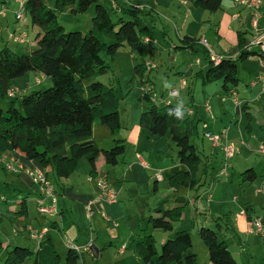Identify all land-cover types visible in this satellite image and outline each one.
Here are the masks:
<instances>
[{"label":"trees","instance_id":"obj_1","mask_svg":"<svg viewBox=\"0 0 264 264\" xmlns=\"http://www.w3.org/2000/svg\"><path fill=\"white\" fill-rule=\"evenodd\" d=\"M118 1L112 0L120 14L116 22L100 0L24 1L25 14L38 31L34 35V45L27 49L7 46L0 49V156L17 151L48 168L57 180L68 178L80 159L89 164L92 180L96 179L98 157L103 158L105 165L116 166L118 159L128 152L129 144L120 137L117 97L111 87L97 79L109 70L101 54L113 59L117 51L127 45L130 53L142 60L135 67L142 83L141 99L147 106L140 116V127L154 137L168 136L177 149V166L161 173L162 184L171 190L174 198L161 199L146 219V225L153 230L171 233L183 221V213L189 205L188 194L200 187L199 171L200 177L205 178L207 169L193 141L195 126L183 109L172 104L158 107L151 102L149 94L143 92L144 85L149 83L144 76L148 68V63L144 62L147 51L133 20L144 10L133 4L123 8ZM223 1L195 0L193 6L212 14L221 9ZM91 6L93 16L86 28L67 29L58 20L62 14L83 15ZM180 44L175 50L195 52L196 45H201L200 41L187 37L180 39ZM245 46L244 34L238 33V57L235 60L222 58L218 64L209 60L207 49L202 47L208 64L206 70L196 76L201 77L203 84L220 81L225 92L232 91L239 82L237 63L250 55ZM27 73L43 75L51 86L19 98H9L11 81ZM5 97L10 99L9 104L2 103ZM239 108L242 113L247 112L246 103ZM177 109L184 113L181 120L176 118L175 111L169 113ZM241 175L242 181L255 179L251 170ZM15 202L12 190L0 184V205H15L14 215L26 216L25 201L17 205ZM50 228L55 234L40 241L35 252L19 246L2 248L0 244V261L3 264L81 262V255L63 244L54 223ZM197 239L205 248V263L199 262L193 252V238L184 230L177 231L172 239L167 238L159 252L154 237L144 234L135 245V253L141 264H238L216 229L198 227Z\"/></svg>","mask_w":264,"mask_h":264},{"label":"crops","instance_id":"obj_2","mask_svg":"<svg viewBox=\"0 0 264 264\" xmlns=\"http://www.w3.org/2000/svg\"><path fill=\"white\" fill-rule=\"evenodd\" d=\"M168 1L169 0H147L143 5H134L143 8L144 12H153L158 17H160L161 13L166 14L169 10L176 11L175 7H177L178 13V9L180 7H183L181 9L183 10L184 14L180 17V20L177 21V23H180L179 31H177L175 27V35L178 41H180V39H182L183 37L194 39L195 35L192 36L190 32L192 31L194 25H199L203 27V24H212L213 28H215L214 32L216 37L208 36L209 40H211L212 42L211 48L209 47L208 41H206V39H200L198 41L205 40L207 43L208 50H210L215 56L218 57H225L231 60H235L238 57V52L236 50L238 33L244 34L246 43L247 40L250 39V34L248 35L249 38L247 36V29H250L249 26L253 17L252 13L247 10H244L241 6L235 5L233 0H224L222 2L221 9L216 13H212L211 15L207 14V11L192 6L195 0H182L185 2V4H180L178 2L175 5H173V2H170V4ZM166 2L168 4H166ZM4 3L5 5L0 6V27L2 28V34L0 36V49L4 46L15 49L17 48L18 44L12 43L10 41V37L14 35L21 36L23 38V42L24 40H27L28 36L31 37L35 35L38 30L35 26L31 25L29 18L25 13L21 21L18 22L15 20V14L18 10V4L14 5L16 4L15 0L14 3ZM111 5L112 9H115L113 2ZM178 5H180V7ZM258 14L260 16L258 24L260 28L264 29V4L261 6V9L259 10ZM172 17L174 18L175 16L172 15ZM27 19L30 25L27 24ZM165 21L166 20H164V26H162V29L160 30L162 34V39L166 38V31L169 28V26L167 27V25H165ZM150 29L154 30L156 29V26L155 28L151 27ZM154 33V36L156 37L155 30ZM220 36L222 37L220 38ZM222 39H226L228 43H223ZM155 40L157 39L155 38ZM141 41L143 42V45L145 47V45L150 42V39L146 35H141ZM32 45H34V40L32 44L29 43L28 47ZM169 48H173L175 50V48L177 47L171 45ZM212 48L215 50L216 53L211 50ZM152 51L153 50L149 52L151 56ZM189 52L195 54L196 51ZM204 53L206 61L204 62V64L200 63L201 67L198 72H204L207 68L208 58L205 50ZM149 61L150 59L144 60V62L148 63L150 66L146 68V71H148V75L146 74L148 81H150L151 78V73L149 71L152 67H155V64L152 63V61H150V64ZM155 71H157V69H155ZM38 75L39 76H37L36 73L27 74L28 82L25 83V87L23 89H19V87L12 86V90H16L17 92H15V97L19 98L22 95L32 93L36 90H40V88H43L46 83L49 84L48 80H46L43 75ZM259 77L264 76H257L256 79ZM195 78L197 80H193L194 84H192L191 88L188 87L185 77L183 78L181 76L178 81L171 85V88L164 89L165 94L167 91L166 95L168 96L166 98H168L169 100L172 98L178 100L180 95L179 92L183 90L186 91L187 103H185V108L182 109L187 117L195 116V113L191 110V106H194L197 92L199 91L203 94L204 89H207L209 84L215 83L213 85H218L217 82L203 84L201 81V77L195 75ZM256 79L254 78L253 82L249 84V89L250 91L258 90V93H260L259 96H261L264 94L261 85L253 84ZM198 83L200 84V87L197 86ZM147 85H149V83ZM154 88L155 87H152L151 90ZM171 89H178L177 97H172L168 94ZM19 90L21 92H19ZM162 96L163 92L161 91L160 97L162 98ZM189 98H192L191 102L189 101ZM150 99L151 102L157 106L156 99H153L152 96L150 97ZM169 100L166 101L165 105L172 104V102H170ZM233 102L235 103L234 97ZM205 105H207L208 107L207 102L203 105L204 108ZM146 109V105L138 108L136 117H133L130 123H126L123 126L120 122V137L129 144V150L124 156L118 159V163L114 167L105 165L103 158L101 156L98 157L95 162L96 179L94 180H91V178L89 177L90 166L85 159H80L78 161L74 171L70 174L68 178L57 180L51 175L50 170L48 168H43L36 162L26 159L23 154L17 151L2 154L0 156V171H2L0 173V180L2 179V182H0V184L7 185L12 190V195L15 196V194H19L22 197L19 200H17L16 198V205L19 204L21 200H24L27 207L26 216L19 217L17 215H14L15 205L10 207L0 205V244L2 248H11L14 246H19L28 248L31 251L35 252L38 247V242L30 238V233L40 232L41 230H47V234L44 237L45 239L48 235L55 234L51 232L52 230L50 228V224L54 223L57 227L58 233L62 239L63 244L65 242H70L72 245L80 249L79 254L82 257L80 264H105L104 260L107 255H114V259L123 262L125 261V264H129L126 259L131 258V262L137 264V261L139 262V258L135 253V245L141 240V238L139 239L136 236L132 238L131 235L127 237L124 236V234L122 233V230L125 227H123L121 223H124L126 220V213L124 212L121 203L123 197L126 195L127 199L130 195L136 197H144L143 204L146 206L148 212L153 211L161 199L170 198V200H172L174 198V194L171 192V190L166 189L165 186H163V188L160 187V184H162V182H159L155 179L156 175H161L164 168H166L165 166L167 164L166 161H163L164 153L160 142L164 140L166 143H168L170 138L168 136H164L162 138L151 136L146 130H143L140 127L139 119L142 112ZM240 114V108L237 107V115ZM189 120L194 125L192 118H190ZM196 120H200L199 112L196 115ZM194 126L196 129V125ZM219 126L220 128L217 131L213 130V133L211 134H217L222 130H226V138L220 145L221 149L218 148L219 151L213 150V152L211 153L212 159H207L203 161V165H205L207 169V175L205 178L200 177L199 171L198 175L200 180V187L188 194L189 205L183 213V221L180 225L177 226V230L186 231V227H184V225H186L187 221L190 220L192 229H194L197 224H214L215 228H213L217 230L218 235H222L223 233L226 234L227 232H229L236 236L241 230L247 234H253L250 233L252 223L255 221V218H259V216L261 215L264 216V212L263 214L258 213L259 215H254V209H252L251 207L244 206V209H242L238 218L236 217V219H234L235 216H233L232 212L234 210H237L238 206H243V204L240 203L241 205H239V202L235 204L233 200L227 201L225 197V187L224 185L220 186V184H223L221 182L222 178H225V180L229 181L230 178L234 177V175L226 173L224 176H220L221 167L218 169V171H216L215 175L212 174L214 173L213 160L215 158V155L218 154V152L222 157L223 145H237L236 148H238V150L240 151H243L246 148L249 153L252 152L251 149L254 148V130L250 126V124H247L246 127L248 126L247 132L249 133V135L248 138L246 137L242 139V134L240 133L241 130L240 128H238V125L236 128L237 133L232 132V135L230 134V136L229 133L231 128H228L222 124ZM216 127L217 125L213 126V128ZM123 128L125 129L124 132H122ZM195 136L197 137V134H195ZM260 147L261 146H259L258 148ZM258 148L254 150V153L258 152L256 151L258 150ZM240 155H242V153H240ZM262 157L264 158V156ZM248 162L249 161H247V163ZM142 164H144L146 167H144ZM162 165L164 166L161 167ZM234 166L238 168L240 167V164L237 163ZM231 169L233 170V166L231 167ZM31 170H41L48 177L51 189L53 191L54 196L56 197V203L53 209L54 212H51V214H43L39 213L38 211L41 208L49 210L53 208V206L51 204L50 197L47 196L45 192L40 191L38 187L32 185L31 180L27 175V172ZM247 170H251L255 175L254 181H247H249L250 184L252 182L257 181L258 176L255 173L254 169L250 167L246 169V171ZM100 178H104L114 191L116 195V203H105L101 201L93 203L91 205L92 216L88 218L86 205L89 201L93 200L100 193V190L95 184V181ZM164 190L166 191V193L163 192ZM240 190L242 189L240 188ZM161 191L164 194H162ZM29 194L34 196L36 194L41 195L42 199L41 197L37 199H35L34 197L29 198ZM234 200H236V198H234ZM231 206L233 207L230 208ZM246 211H249V214H245ZM144 212L142 216H145ZM47 215L48 217H46ZM208 219L212 221L209 222L207 221ZM126 223H128V221ZM112 224L116 228L114 229V232H109V227L112 228ZM262 224L264 227V223ZM104 227L106 228L105 231L107 232V236L104 234ZM155 231L157 232V230H153L150 234L153 235ZM165 234L161 236L162 239L160 245L168 238V236L165 237ZM222 240H224L227 244L225 238H223ZM88 244H90V247L94 248L97 251V257H94L90 250H84V247H86ZM126 244H128L129 251L132 252V256L130 255L124 258V255L128 254V252H126L128 247L126 246ZM227 247L230 250L228 244ZM121 249H123V251L120 252ZM204 256L206 259L205 252Z\"/></svg>","mask_w":264,"mask_h":264},{"label":"rangeland","instance_id":"obj_3","mask_svg":"<svg viewBox=\"0 0 264 264\" xmlns=\"http://www.w3.org/2000/svg\"><path fill=\"white\" fill-rule=\"evenodd\" d=\"M3 1L6 3L7 2L14 3V0H0V6L5 5ZM145 1L147 0H129V1L119 0L118 2H120L119 5L121 7L129 8L131 4L143 5ZM15 2L16 4L14 5H17L18 2L16 0ZM168 2L169 3L173 2V5L178 3L173 0H169ZM100 4L109 12L112 21L116 22L117 19L120 17V14L117 13L115 9H112V5H111L112 1L100 0ZM166 4L168 3L166 2ZM178 6L180 7V5ZM18 8H19V4H18ZM181 8L183 7H180L178 9V13H177V7H175L176 11L169 10L166 14L161 13L160 17H158L153 12H149V11L142 12L139 13L137 17L133 20L136 23V30L138 34L140 36L146 35L150 39V42L145 45L146 50L148 51V55L144 58V60L150 59V61H152V63L155 64V67L154 68L152 67L151 70L149 71L151 73L150 74L151 78L149 81L150 86L145 84L144 87L149 88L150 91L148 94L150 97L152 96L153 99H156V103L158 107L164 106L166 101L169 100L168 98H166L168 95H166L167 91L165 94L164 89L171 88L172 87L171 85L174 84L176 81H178L181 76L183 78L185 77L188 87L191 88L192 84H194L193 80H197L195 78V75L196 73H198L201 67L200 63L204 64V62L206 61L205 53L202 48L203 45H196L195 54L185 50H180V49L174 50L173 48H169L171 45L176 47L177 46L179 47L181 45L180 41H178L175 35V31L176 30L179 31V25H180V23H177V21H179L180 17L184 14ZM207 14L211 15V13L209 12H207ZM172 15L175 16L174 17L175 20L172 17ZM92 16H93V6H91L89 10L83 15L72 16L69 14H62L59 16L58 20L67 29L74 27L86 28L89 26ZM124 18L129 19L126 18L125 16ZM164 20H166L165 25H167V27L169 26V28L166 31L167 34L166 38L162 39V34L160 30L162 29V26H164L163 25ZM26 22L27 24H29L28 19L26 20ZM155 26L156 29L154 30L156 31V37L154 36L155 34L154 30L150 29L151 27L155 28ZM214 29L215 28H213L212 24L206 23L203 24V27L199 25H194L192 31L190 32L192 36L195 35L193 39L195 42H197L200 39H206V41H208L209 47L211 48L212 42L211 40H209L208 36L216 37ZM247 30H248L247 36L249 34L251 36L253 31L252 28ZM15 36L16 35L12 37ZM221 37L222 36H220V38ZM155 38L157 40H155ZM10 40L12 43H15L13 42L11 37ZM33 40H34V35L31 37L28 36L27 40L15 44H18L17 49L24 50L28 48L29 43L30 44L33 43ZM222 41L223 43H228L226 39H222ZM151 50H153L152 56L149 53L151 52ZM211 50L214 53H216L213 48ZM101 56L109 65V70L105 75L98 77L97 81L113 89L117 97L119 120L121 124L124 126L126 123H130L133 117H136L138 108L146 105V103L141 99L142 97L141 80L138 77V75L135 73L136 65H138V63H140L142 60L140 57H136V56L134 57L130 53L129 47L127 45H124L122 48H120L115 54L113 59L106 58L102 54ZM150 61L149 63L151 64ZM155 69H157V71H155ZM237 70H238L237 78L239 82L237 87L231 90L235 94L234 98L237 99L240 102V104H245V103L247 104L248 106L247 113L241 112L240 115H237V107L233 102V97L230 95L228 91L225 92L222 90L221 82L218 81L217 82L218 85H213L215 83L209 84L207 89H204L203 94L199 91L197 92L195 98L196 104L194 103V106H191V110L192 112L195 113V116L194 117L188 116L189 119L192 118L194 125H196L195 131L197 137L193 136V141L196 144L199 152V156L203 161L207 159L208 160L212 159L211 153L213 152V150L219 151L218 148L221 149V146L217 147L216 149H213L211 147V144L205 138H203L205 133L207 132L213 133L212 132L213 130L217 131L220 128L219 125L222 124L228 128H231L229 133L230 136V134L232 135V132L237 133L236 128L238 125V128H240L241 130L240 133L242 134L241 138L244 139L246 137L248 138L249 135L246 127L247 124H250V126L254 130V134H253L254 148L251 149L252 152L249 153L245 147L243 151H240L238 150V148H236L237 145H234L236 154L232 159L227 161L228 167H226V173L233 174L234 177L230 178L229 181L225 180V178L221 179V182L223 184H220V186L224 185L225 187L226 200L227 201L233 200L235 204L239 202V205L243 204V206L237 205L238 206L237 210H234L232 212L233 216H235L234 219H236V217L238 218L240 212L242 211V209H244V206L251 207L252 209H254L255 210L254 215L255 214L259 215L260 213L263 214L264 212V194L260 192L261 188L264 189V158L262 157L263 155H261L259 152L254 153L255 152L254 150L259 146H261L264 149V94L259 96L260 93H258V90L250 91L249 89V84L253 82L254 78L256 79L257 76H264V65H261L260 62L257 60L247 59L243 62L237 63ZM147 72L148 71L145 72L144 75L145 77H147L146 76ZM27 74L11 81V85L13 87L15 86V87H19V89L20 88L23 89L25 87L24 86L25 83L28 82ZM36 74L37 76H39L38 73ZM48 83L49 84L46 83L44 87L40 86L43 87V88L39 87L40 90H45L48 87H50L51 83L49 81ZM197 86L200 87V84L198 83ZM150 87L151 88L155 87V88L151 90ZM13 91L16 92V90ZM161 91L163 92L162 98L160 97ZM19 92L21 91L19 90ZM179 94L180 95L178 100L172 98L169 101L172 102V104L176 107L185 108L186 105L185 103H187L186 100L187 93L186 91L183 90L180 91ZM189 101L191 102L192 98H189ZM9 102L10 99L7 97L2 99V103L4 105L9 104ZM206 102L208 103V107L205 110L203 105ZM198 112L200 113L199 121L196 120V115ZM214 125H217V127L213 128ZM124 131L125 129L123 128L122 132ZM238 139H239V132H238ZM160 145L162 146L164 153L163 161H166L167 163L165 166L166 168H164L163 171L171 169L173 165H174L173 167L177 166L178 164L177 149L172 144V142L169 140V142L166 143L163 140L160 142ZM239 152L242 153L243 156L240 155ZM247 161L249 162L247 163ZM213 162H214V169H213L214 173L212 175H215L216 171H218V169L220 167L222 168L224 165L223 153L221 157L220 153L218 152V154L215 155ZM237 163L240 164V167L238 168L234 166ZM163 166L164 165H162L161 167ZM232 166L234 171L231 169ZM250 167L254 169L255 173L258 176L257 181L252 182L251 184L247 180L242 181V177H241L242 176L241 174ZM1 172L2 171H0V173ZM0 182H2V179L0 180ZM163 186L164 185L160 184V187L163 188ZM240 188L242 190H240ZM165 190L163 192L166 193ZM163 192L161 191L162 194H164ZM15 197L17 198V200L22 198L19 194H15ZM28 197L29 198L34 197L35 199L41 197L42 199V196L38 194H36L35 196L29 194ZM234 198H236V200H234ZM121 203L124 212L126 213V220L124 223H121V225L125 227L122 230L124 236L129 237L131 235L132 238L136 236L137 238L140 239L144 234L151 235L150 233L153 231V229L150 226L146 227V219H148V217L152 215V211L148 212L146 206L143 204L144 197L141 196L136 197L130 195L129 198L127 199V195H126L123 197ZM232 207L233 206H231L230 208ZM143 212L145 216H142ZM248 212L246 211L245 214H249ZM46 217H48V215ZM263 217L264 216L261 215L259 216V218H255L254 220L259 219L262 222ZM127 221L128 223H126ZM207 221L210 222L212 220L208 219ZM262 223H264V218ZM201 225L207 228L214 227V224L212 223H203V224H197V226H195V228L192 229L189 220L187 221V224L184 225V227H186V229L185 228L184 229L193 238V252L197 255L199 262L205 263L206 262V259L204 257L205 248L203 247V245H201V243H199L197 239V228L201 227ZM177 226L178 225L175 226V229L171 233L165 234L164 232L157 230V232L155 231V233L152 235L156 241V249L158 252L160 251V243L162 239L161 236L165 234V237L168 236V238L170 239L174 238L175 233L178 231ZM109 228H110V230H108L109 232L112 231L114 232V229L116 227H114L112 224V228L111 227ZM105 230L106 228L104 227V231ZM104 234L107 236L106 231ZM219 238L226 239L230 251L233 255V258L236 260L238 264H264V252H263L264 235L260 237L258 235L247 234L241 230L236 236L232 233L227 232L226 234L225 233H223L222 235L220 234ZM126 246H128V244H126ZM126 252H128V254L124 255V258L130 255L132 256V252L129 251V246L127 247ZM113 256L114 255H107L104 260L105 264H125V261L123 262L120 260H116L113 258ZM116 256H121V255H116ZM126 261L129 264H134L133 262H131V258H127ZM0 264H3L2 261H0ZM23 264H31V263L30 261H25ZM78 264H80V262ZM137 264H141V263L137 261Z\"/></svg>","mask_w":264,"mask_h":264},{"label":"built area","instance_id":"obj_4","mask_svg":"<svg viewBox=\"0 0 264 264\" xmlns=\"http://www.w3.org/2000/svg\"><path fill=\"white\" fill-rule=\"evenodd\" d=\"M16 1L19 4V8L15 14V20L19 22L23 19V15L25 13L24 0H16ZM173 1L179 2L180 4H185V2L182 0H173ZM233 2L235 5L241 6L244 10H247L250 13H252V16H253L251 19V23H250V28H252L253 31L250 36V39L247 40V43L245 46L246 52L250 54L247 59L257 60L260 62L261 65H264V29L260 28L258 24L259 17H260L258 12L264 3V0H233ZM1 31H2V28L0 27V35H1ZM11 39L15 43L22 42L23 40V38L20 36L11 37ZM200 43L201 45H203V47L207 48L209 60L212 61L214 64H218L222 58H225V57L215 56L210 50H208L207 43L205 40H201ZM253 52H256V53H253ZM146 66L150 67L149 64H146ZM253 84L254 85L260 84L262 87V91L264 92V77L257 78ZM149 91L150 90L148 87H143L144 93L148 94ZM229 93L231 96L235 97V94L233 91H230ZM168 94L172 97H177L178 90L171 89L168 92ZM15 95L16 94L13 90H9L7 93V96L9 98H14ZM234 100H235V105L239 107L240 106L239 101L235 98ZM205 108L207 109V105H205ZM204 138L211 144V147L213 148L219 147L222 144L223 140L226 138V130H222L221 132L217 134L206 133L204 134ZM258 152L264 156V149L262 147L259 148ZM222 153H223L224 165L221 168L220 176L222 175L224 176L226 174V167H228L227 161H229L235 156L236 151L233 145L225 144L222 146ZM142 165L146 167L144 164ZM27 175L29 176L32 185L38 187L40 191L45 192L46 195L50 197V201L53 206V208L49 210L41 208L40 210H38L39 213L51 214V212H54L53 209L56 203V197L53 194L50 182L47 179L45 173L41 170H31L27 172ZM155 179L161 182V175L160 174L156 175ZM95 184L97 188L100 190V193L93 200L89 201L86 205L88 218L92 216L91 205L93 203L98 202V201L105 202V203H116V195L104 178L97 179L95 181ZM260 192L264 194V189L261 188ZM250 233H253L260 237L264 235V227H263L262 222L259 219L255 220L252 223ZM46 234H47V230H41L40 232H31L30 238L39 243L40 241L44 239ZM64 245L80 253V249L72 245L70 242H65ZM90 246L91 245L88 244L86 247H84V250L89 251ZM121 251H123V249H121L120 252Z\"/></svg>","mask_w":264,"mask_h":264},{"label":"clouds","instance_id":"obj_5","mask_svg":"<svg viewBox=\"0 0 264 264\" xmlns=\"http://www.w3.org/2000/svg\"><path fill=\"white\" fill-rule=\"evenodd\" d=\"M173 111H175V116L178 120L183 119L184 117V113H182L181 111L177 110H170L169 113L171 114Z\"/></svg>","mask_w":264,"mask_h":264},{"label":"water","instance_id":"obj_6","mask_svg":"<svg viewBox=\"0 0 264 264\" xmlns=\"http://www.w3.org/2000/svg\"><path fill=\"white\" fill-rule=\"evenodd\" d=\"M90 251L94 257H97V251L94 248L90 247Z\"/></svg>","mask_w":264,"mask_h":264}]
</instances>
